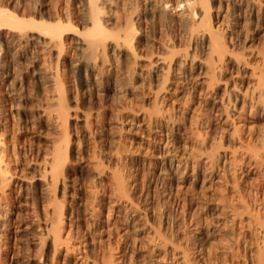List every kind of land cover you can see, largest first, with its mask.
I'll return each mask as SVG.
<instances>
[{
	"label": "rangeland",
	"instance_id": "rangeland-1",
	"mask_svg": "<svg viewBox=\"0 0 264 264\" xmlns=\"http://www.w3.org/2000/svg\"><path fill=\"white\" fill-rule=\"evenodd\" d=\"M38 1H39V3H38ZM69 1L70 0H68V1L67 0H50V1L49 0H17V1L13 0V2L10 3L11 5H9V8L11 10H13L14 8H16V6L19 7V5H20V14H21V12L23 13V10L30 11L31 8L34 9V10H32V12L40 10V12H42V14L44 16H46L45 18L47 19L48 15L50 16V14H53L55 12L56 4L57 5H59V4L68 5ZM136 1L139 4L136 3ZM149 1L148 0H139V1L138 0H108V1L105 0V2H106L105 5H107L106 7L109 6L108 8L110 9V10L108 9L106 11L107 12L109 11V13L112 14V16L114 18V22L110 25L111 28L115 32H118V30H120V29H124L125 24L128 23L129 19L132 17V19H134V22H135V27L138 26L137 30L139 32H141L142 34H146L147 31L149 32L148 35L150 38H147L148 35L146 34L147 36H145V37L147 38V40L145 42H143V44L141 45L142 49H143L141 52L145 51V54L143 52L142 54L140 53V55H143L142 58L145 57L147 59H149V55H151V54H153V55H152V58L150 61H148V60L146 61L145 58H144L145 59V61H144L142 58L139 57L138 60H140V61L137 60V63H136L137 67L134 68L135 66L131 67L134 62L133 63L131 62L130 64H132V65L130 66V64L128 63V60H126L127 58H125L126 54L123 53V56H121L122 54H119V52H117V51L112 54L111 51L112 52H114V51L111 50L110 51V57L113 59V60L111 59V63H113V64L111 65V63H110V65L109 64L106 65V69H108V71L104 74V76L103 77L99 76V78L97 76V81L95 78H92L89 82L90 87L89 88L87 87L88 89L85 88L83 91L85 94L84 98L86 96L87 97L83 100L81 108L83 110H85L84 111L85 114H87V115L91 114V116L93 115L92 117L90 116L91 118L89 117V119H91L90 124H89V128H90L89 132H91L93 135L91 136L92 138H90V140H89L90 142H88V140L86 141V139H85V140H83L84 142L82 141L83 143L77 142L76 146L74 144V147L76 149H78L77 148L78 143L80 144L79 150L81 151V153L78 150L79 151L78 159L80 161V164L83 166V168L85 167V165L87 166V164H88V166H87L88 169L87 168L86 169L85 168L84 169H72V170L69 169V173L67 175L68 176V179H67V182H68L67 183V190L68 191L66 190V192H67L66 197L69 195L70 196L68 197V199H66L69 201H66V204H65L66 209L65 210H68V213H70V214H68L67 211H64L66 213V215H64V217L66 219V220H64V223H65L64 233H65V238H66L68 232H70V234H69L70 240L67 242V246H64L62 248V256L60 257L61 261L59 260V262H61V264H92V260L94 257L102 259V256H105V257H107L108 261L110 260V262H112V264H257L258 263L257 260L259 259V252H258L259 250L258 249L261 245L260 242H262V239H261V235L258 231V228L255 227L256 225L253 224L252 222H250V218L248 216H245V215H243V217L237 216L235 218V220H233L234 223L231 222L232 220L230 219V217H231L230 214H228L227 216L224 215V213L222 211H224L225 208L223 207V204L221 202L219 203L218 200L215 201L216 197L212 196L213 189H206V190L203 189L202 190V188H201L203 185V183H202L203 177H204V175H206V173H205L206 169L194 170V168L192 166H190L187 169L179 168V170H178L176 163H175V160H172V159H175V152L184 153L185 151H188L189 149H198V145L200 144L202 137H200L201 136L200 133H198L196 131V125L194 126L193 124L195 123L194 122L195 117H196L195 120H198L196 115H199V113L197 112L196 108H197L200 100L202 103L201 109H202L203 114H205V112L207 111L209 113L206 112V116H208V117L210 116L209 114H210L211 110H206L207 109L206 105H205V103L203 104V102H206V101L203 97H202L203 99H201L200 96L197 97L198 96V95H196L197 93L196 94L193 93L195 95L191 94L192 95L191 96L190 94L187 93V92H189L188 90H187V92L185 90L184 93H186V94H183V95H181L182 93H180V90H179V92H177L178 88H181V87H185V89H186V87H189L188 89H190V87L192 86L193 89L196 88L195 91L197 89H198L197 91H199L200 87L202 90V88H203L202 85H204V88H205V84L207 81L206 79L208 77L207 70H206L207 66H208V60H209L208 59L206 61V59L208 58V55H207L208 54V49H207L208 47H206L207 45L205 43V40L203 39L202 35H200V33L202 34V32H197L198 35H200L201 37L200 36L197 37L196 36L197 33H194V35L197 38H196L195 42L192 43L191 46H189L190 44H188V41H186L187 43H184L185 40H189L188 38L191 37V36L190 37L188 36L191 33V29L189 30L187 27H185V24L183 23V21L180 20L181 18L179 19L180 11L171 12V11H167V9H166V11L170 17L168 16V14L166 12L165 13L167 14L166 15L167 17L163 16V15H165L164 13H162L164 8H166L165 3L167 4V2L170 1V2H172V4L175 7L176 6L175 4L178 3L177 0H167V1L166 0H152V1L149 0ZM210 1H211L210 7L212 10L211 11V14H212L211 19H212V21L214 20L213 23L214 22L218 23V24L216 23V25H215L216 28H219L220 30L222 28L223 29L222 31L227 32V33L226 32L225 33L228 36L225 38H227L229 40L228 37H229V35H231V32L233 29H235L234 32L238 31V30L241 32L240 33V38H241L240 40L241 41L239 40L237 42V44H239L241 46V48H240V46H238V48H236V50L234 51L235 52L234 56L235 55L237 56V54H238L239 57L240 56L242 57V55H246V54H248V52L250 53L252 51L255 53H261L262 50L264 49V17H263L264 13H262V12H264V3H262V2H264V0L263 1L261 0V4H260L261 9H262L261 16L262 15L263 16L259 17V19H257L258 16L256 13L255 14L257 17L255 16V14L254 15L250 14L249 9L247 10L248 12L245 11L247 9L246 7L249 6L248 4H250V6H254V3L252 2L253 3V5H252L250 0L247 1L248 2L247 5H245L247 3L246 1H243L244 3L243 2H239V3L237 2L236 3L232 0H226L227 2L225 0H219V1L218 0H210ZM15 2L16 3L19 2V3L17 5H14V4H16ZM64 2H65V4H64ZM76 2H77L76 0H72V2H70L71 5H68V6L69 7L71 6L73 9L79 8L78 7L79 4H78V2L77 3ZM52 4H54L53 5L54 7L52 6ZM123 4H124V6H123ZM236 4H238V5H236ZM32 5H33V7H32ZM111 5H113V6L111 7ZM137 5L139 7H137ZM34 6H35V8H34ZM127 6H129V7H127ZM157 6H158V8H157ZM217 6H219V7H217ZM231 6H235L234 7L235 10H233ZM145 7H146V9H145ZM134 8H136V9H134ZM180 8H183V7H180ZM229 8H231V10ZM161 9H163V10L161 11ZM119 10H121V11H119ZM126 10H128V11H126ZM136 10L138 11V13L135 12ZM114 11H115V13L117 12L116 15L119 14V16H116ZM154 11H155V14L153 13ZM234 11H235V13L237 12V14H234ZM126 12L128 15L126 14ZM128 12H130V13H128ZM240 13H241L240 17H242V18L237 17V15ZM129 14H131V15H129ZM177 14H179V17ZM225 14H226V16H225ZM150 15H152L153 18H155V19H153L152 16H150ZM244 15H245V17H244ZM120 16H122L124 19ZM176 16L178 17V19ZM117 17H118L119 21H117V23H116L115 19ZM119 17H120V19H119ZM158 17H160V18H158ZM163 17H164V19H163ZM216 17H217V21H216ZM136 18H138V19H136ZM170 18H171V20H170ZM160 19H161V23H160ZM126 20H127V22H126ZM173 20H175V21H173ZM235 20L238 21L240 25L235 26L234 25V23L236 22ZM116 24H118L119 26ZM175 24H176V26H175ZM246 24H248V25H246ZM165 25H168V26H165ZM217 25L218 26L220 25L221 28H220V26L217 27ZM238 26H239V28H237ZM149 27H151V28H149ZM161 27H163V29ZM174 27H175V29H174ZM145 28L147 29V31L145 30ZM185 28H187V29L184 30ZM178 29L183 30V32L181 30L179 31ZM242 30H243V32H242ZM169 32H171V33H169ZM182 33H184V34H182ZM234 34L238 35V33H236V32ZM244 35H247V36H244ZM71 37H73V36H71ZM198 38H199V42H198ZM158 39H159V41H158ZM169 39H170V41H169ZM179 39H180V41H179ZM148 40H149V43H148ZM245 40H246V44H244L245 42H243ZM110 42H112V41H110ZM202 42L205 45H203ZM234 42H236V41H234ZM239 42H241V43H239ZM146 43H147V45H146ZM189 43H190V41H189ZM31 44H30L31 48L29 47V52H30L29 57H32V59H30V62H27L25 59H21L20 60L21 65L17 66L20 70L18 68H16L15 74L16 73H18V74H16V75L13 74L12 77L14 78L15 82L17 83L16 86H17V89L19 92L18 96H17L18 99H16V103H18V105L21 106V108L23 107V111L26 108L24 113H27V115H29V116L34 115V117H35V118L33 117L34 119L32 118V120L30 119V121L28 122L29 124L27 123L28 128H30L34 124H36V126L34 125V128L36 129V131L32 130V133L30 131L28 133V138H30L31 142L35 145L36 148L40 147L39 148V151H40L39 156H41V157H39V161L41 162V164H45V163H47L48 160L50 161L52 159L51 154L53 152V148H54L55 144L59 143L58 139H60L59 137L61 135V130H60V128H58V126H56L57 123L55 122V120L53 118L54 115L52 117V112H53L52 110L53 109H50V106L52 105V99H53V96L55 95V92L53 90L54 89V81L51 77V72L48 70L49 68L46 67V66H48V63L46 62L47 58L45 57L46 46L43 43L42 44L39 43L38 41H32ZM73 44H72L73 49H72L70 55L67 57V63L70 64L71 61L77 62L80 59L81 60L85 59L83 61H86V57L83 58L84 55L82 54V52L80 50H76L75 49L76 44L75 45H73ZM169 44L172 48L174 47L173 48L174 51H173V53L171 51V53L173 56L172 57L173 64L175 62L176 63L174 65L171 64L173 67L172 68L173 70L170 71L169 80L167 81V83L165 85L166 89L161 90L160 96L158 95V98H156L155 97V94H156L155 90L157 91L158 88L162 86V79H163V74L159 69L161 66H162V68L167 66L168 65L167 62L169 60L168 58L171 57V53H169L170 50L167 51L168 49H164V47H168ZM171 47L169 49H172ZM148 48H149V51L147 50ZM152 48H154V49L151 50ZM184 48L187 50L189 49V50L188 51L186 50V53H185V50L181 51ZM259 49H260V52H258ZM250 50H252V51H250ZM35 51H36V53L34 54ZM182 52H183V54H181ZM117 53H118V55H117ZM184 53L186 56L189 55L187 57V59L184 56ZM202 53H204V54H202ZM158 54L160 57H164V59H166V58L168 59L167 62L165 61L166 63L165 62L162 63L163 65H161V60H160V57H158ZM194 55H198V56L196 57ZM192 56L195 57V59ZM237 57H235V58H237ZM190 60H193V61H190ZM198 60H200V61L198 62ZM233 60H234V57H233ZM10 61H11V59L9 60V62ZM170 61L171 60H169V62ZM76 62H74V63H76ZM123 62H124V64H122ZM149 62L151 63L150 66H149V64H150ZM180 62L182 63L183 66L181 65ZM256 62L257 61H255L254 63H256ZM114 63L117 65H115ZM125 63H128V64H126V66H129L132 70L135 69V70H133V71H135L134 73H136V74H133L134 77L129 78V76L131 77V75H128V71H129V74H131L132 70L131 69L129 70V68L125 66ZM184 63H186V64H184ZM203 63L204 64L206 63L207 66H206V64L203 65ZM254 63H253V66L256 65ZM14 65H15V63H13V62H11L9 64V66L7 65V63L5 65L0 64V91L4 89L2 91L3 92L2 95L6 99H9V97H10V95L7 94L5 89H6V86L9 85L10 81L13 80V78H11L10 75L12 74V70L14 71V68H15ZM152 65H154V66L151 69L150 67ZM176 65H177L178 69L176 68ZM180 65L183 68L180 67L181 69L179 70ZM116 66H117V68H115ZM120 66L121 67L123 66L122 68H124V69L120 68ZM158 67H159V69H158ZM244 67L245 66H243V68ZM114 68L116 69L117 73H116ZM184 68H185V70L186 69L187 70L186 71L183 70ZM28 69L29 70L32 69V71H33V69H35L34 70L36 72V74L34 72L35 79H39L41 77V79H39V80H41L40 81L41 85H39L40 82H38L39 84H37L34 91H31V92L29 90L30 87H29V84L27 82L23 83V85L21 86V84H22L21 79L25 76V73H26V71H28ZM109 69H110V72H109ZM117 69H119V70H117ZM121 69L124 72H125V69L128 70L127 72H125L127 77L124 75L125 73H123V71ZM17 70H18V72H17ZM252 70L253 69L250 70V67L244 68L242 70L240 68L241 74H238L237 76H235V77H237L236 79L234 77L233 78L228 77V76H230V75H228V74H230V72L225 71L227 75L224 72L225 77L223 74L222 78L224 80H227L230 78L229 80H232L233 82H235L239 78L236 81L237 85L238 84L241 85V82H243L245 87H243L244 88L243 89V88H241V86H239L240 88L238 87V89L235 90V93L237 92L236 93L237 95L242 93L239 95V97H241V95H243L244 92L248 90L247 92L249 93L248 94L249 96H247V97L250 98L252 96L251 92L252 91L254 92V90L258 87L256 82L259 80V78H258L259 74L257 73L256 76L258 79H256L255 76H252L254 74L252 72ZM45 71H46V73L48 71L49 72L46 74ZM112 71H114V72H112ZM120 71H121V73H120ZM174 71H175V73H174ZM179 71L182 73H179ZM205 71H206V73H205ZM184 72L187 73L188 76L190 75V78L193 79V80L190 79V81L188 79V81H186L188 83L186 85H188V86L185 85V77H184L185 74H184ZM181 74H183V75H181ZM19 75L20 76L22 75V76L20 77ZM38 75H39V77H38ZM204 75H206V77ZM241 75H242V77H240ZM243 75H244V77H243ZM15 77H16V79H15ZM252 77H254V78H252ZM42 78H44L45 80H43ZM121 78H122V80H121ZM250 78H251V80H250ZM116 79L119 80L121 83L119 81H116ZM240 79H242L243 81ZM42 80H43V82H42ZM125 80L127 81V83L123 82ZM178 80L180 82H178ZM182 80H183L184 86L181 84ZM114 81H115V83L118 82L120 84V86L118 83L115 84ZM238 81H239V83H238ZM71 83H72L71 86L74 88H73V92H71V94H70V98L72 100V105L75 106V103L77 102V100L79 99V96H80V95L78 96V93H77V89L79 87V84H78V80H76L75 78L72 79ZM122 83L123 84L126 83L125 86L122 85ZM201 83H203V84H201ZM230 83H232V82H230ZM177 84L178 85L181 84L182 86L180 85L181 86L180 87ZM98 85H99V87H98ZM116 85H118V86H116ZM193 85H195V86H193ZM247 85H249V89L251 90V92L249 89L246 90ZM139 86H141V87H139ZM176 86H177V89H176ZM221 86L223 87V88L221 87V92H222V90H224V85L221 84ZM46 88H47V91H46ZM117 89H119V90H117ZM139 89H142V91ZM96 90H97V92H96ZM241 90L243 92H240ZM96 93H98V94H96ZM121 95H123L124 97ZM139 95H141V96H139ZM90 96H93V97H90ZM119 96H121V97L119 98ZM160 97H161V99H160ZM144 98H145V100H144ZM50 99H51V101H50ZM250 100L251 99L246 100L248 102V104H250V102L252 101V100L251 101ZM111 104H112L113 108L111 107ZM37 105H38V108H37ZM116 105H117V108H116ZM241 105L242 104H239V107ZM194 107H195V109H194ZM7 108L10 110V111L8 110L7 114H11V111L14 110V109H10L9 106ZM43 108L45 110L48 109L51 111L46 110V113L45 112L43 113V111H44ZM193 109L196 111H194ZM41 112H42V114H41ZM48 112L49 113L51 112V118H53V119H51L49 117L50 114ZM173 112H174V114H173ZM119 113H121L122 115ZM154 113H156V115ZM192 113H194V114H192ZM232 113L235 114V112H233V111H232ZM37 114L39 115V119H38L39 121L37 120V118H38ZM44 114H46L49 118ZM98 114H100L101 116L100 115L98 116ZM149 114H151L152 116ZM201 115L202 114H200V117L203 118V124L205 123V121H206L205 124H207V127L210 124V126L208 128L211 130V132L214 133L213 136L214 137L217 136V138H218L221 134V127H220L221 125H220L219 121H216L215 119H214V121H213V119L208 120V118H205V115H202V116ZM40 116H42V117H40ZM190 117H192L191 121H190ZM110 118L112 120H110ZM11 119H12L11 121H13V123L15 124L16 118L15 119L11 118ZM121 119H123V121ZM150 120H152V121H150ZM11 121L9 124V126H10L9 130L10 131L7 133L8 135H6V140L8 139L7 142H9L11 140V136H12V134L14 132V128H15ZM148 121H150V123L152 122L151 126H149L150 123ZM207 121H208V123H207ZM82 122L83 121L81 119L79 121L80 125L78 127L82 131L83 135H87L88 131H85L86 129L84 130V128L81 127L84 124V122L83 123ZM190 122H192V124ZM243 122L245 124L244 125L245 128L242 127L243 129L242 128L241 129H242V131L245 129V131H243L244 134H242V136L245 135V133H246L245 137L250 135L251 137L250 138L247 137V138L250 140V143L252 146L251 148L256 152L261 153L262 149H261L260 143L258 141L259 139H257V143H256L255 137L260 135L261 134L260 132L264 131V108H261L259 114L255 115L254 117L249 116V117H247V120L239 122L240 126H241V124H243ZM38 123H40V125ZM53 123H55V124L53 125ZM252 125H254V127ZM12 126L14 128H12ZM37 126H38V129L36 128ZM148 126H149V128H148ZM171 128H173V129H171ZM202 128H203V130L208 129V128H206V125H204ZM217 129H218V131H217ZM253 130L256 133L258 131V133H260V134L257 133L258 134L257 135L255 132H253ZM192 131H194L195 133L197 132L196 135H194L195 133L194 132L192 133ZM94 133L96 135H94ZM252 133H255V134H252ZM262 133L264 134V132H262ZM245 137L243 136V138L246 139V143H249V142H247L248 139ZM55 140L58 143L54 142ZM118 141H119V144H118ZM95 142H96V144H94ZM167 142H169V143L166 144ZM36 145H38L39 147ZM94 145H96V148ZM185 146H187L186 149H184ZM176 148H177V150H176ZM168 152H169V154H168ZM94 153H95V156L97 157L98 162L102 163V161H103V164H102L103 166L100 167L101 164L99 165L100 169L95 168L96 167L95 164L98 162H96V160L93 159ZM244 153L245 152H242L239 155L240 156L239 158L242 162H248V156L245 155L246 153L245 154ZM171 160L174 162H172ZM204 167H206V165ZM92 168H93V170H92ZM101 169L102 170L105 169L104 172H102ZM42 170H44V169H41V170H39V169H25V170L24 169L23 170L22 169H16L15 170L16 172L14 171V175L16 173V176H14L15 178H13V180L15 182L12 180V183H11L12 185H10V189L8 188V191H7V193L10 194V197L8 196V198H7L9 203L8 204L4 203L5 201L4 202L2 201L3 202L2 204L0 203V206L2 205L0 207V219H1L0 226L3 222H8L12 226L11 227L10 225H8L7 227L8 228L10 227V228L9 229L5 228V230H7V229L9 230V231L7 230L8 235H9V237L7 239H4L5 235H3V234H7V231H3L0 228V230H1L0 233L2 234V238L4 239L3 240L1 238L2 241H4L1 243V245H3V243L7 242L6 245L4 244L5 248L3 247V249H8L11 247L13 248L12 245L13 244L15 245V243H17V241L19 242L16 244L17 246H15V247H17L19 249L18 253H20L19 256H21V257L18 256L17 259H14V261L16 260L17 263H19V264L20 263L21 264H26V263H28V264H30V263L31 264H36V263L41 264L40 262L38 263V259H33V256H32V255H34L33 253H31L32 257L29 254L30 251L28 248H31L32 250L35 248L33 245L35 241H34V239L32 240V238H33L31 235L32 233H29L31 235V236H29V234L22 233V230L25 228V227H23L25 224H29L32 221V219H34L33 217H32V219L30 218L33 215H31L32 212H31V214L29 212V211H32L33 207L30 208L29 206H31V204H33L34 199L32 197H30L31 193L28 192L25 188L28 184L30 185V183L31 184L33 183L32 186L37 185L41 189L42 182H40V180L42 178L40 179V177H41V174L43 173V172H41ZM116 170L118 171L117 174H119L118 177L121 176V179L124 177V179L121 180V182L123 184L125 183V185H131V184L135 185V183H137L136 186L133 188V191H131V198H132L131 201H127L126 199L123 201H118V200H120V198H119L120 192H119V183H118L119 181L116 180V178H114V173L116 172ZM119 170L121 171V173ZM248 170H250V169H241L240 171L238 170L237 176L242 177L241 173L246 172ZM21 172H22V174H21ZM99 172L100 173L102 172V173L100 174ZM30 175L31 176L37 175V177L34 176V178H36V179H33L34 181H31V179L33 177L31 178ZM98 175H99V177H98ZM28 177L31 179L28 180ZM16 179L17 180L19 179V180L17 181ZM134 180H135V182H134ZM245 180H246V178H244L243 180L240 181L242 188L244 187L245 190L251 189L250 184L245 183ZM23 181H25V183ZM111 185H113V186H111ZM115 189H117V190H115ZM19 190H20V193H17V192H19ZM263 190H264V188H263ZM116 191H117V194H119V195H115ZM43 192H44V186H43ZM68 193H69V195H68ZM145 196L146 197L149 196V197L146 198ZM70 197H72V198H70ZM218 197L219 196H217V198ZM37 202H35V203H37ZM39 203L40 204L37 203V207H38L37 211L40 214L42 212L43 213L42 215H44V212H43L44 210L46 212L51 211L52 208L50 209L51 206H49L48 203L43 202V201L39 202ZM47 204L49 207L47 206ZM2 209H4V210H2ZM225 211H227V210L225 209ZM67 214L70 215L69 216L70 220L68 218H66V217H68ZM26 216H27V218H26ZM28 216L31 220L30 222H29ZM21 220L24 223H22ZM19 221L21 222V224ZM249 223H250V225H249ZM255 229H256V231H255ZM28 232H30V231H28ZM196 232H199V234H196ZM14 236H17L18 239H20V240L17 239L16 241H14L12 239V237H14ZM23 236H25V237L21 238ZM27 237L28 238L30 237V238L28 239ZM89 237H92L93 241ZM26 238L30 242L25 241L24 239H26ZM8 239H9V241H8ZM22 241H24L25 243ZM32 241H34V242H32ZM13 242H15V243H13ZM26 243H28L29 245ZM30 243H31V245H30ZM165 244H167V245L165 246ZM19 245H20V247H18ZM26 246H27L28 250L27 249L24 250L25 248H23V247H26ZM15 247L13 249H15ZM17 248H16V251H18ZM20 248L21 249L23 248L22 249L23 253H21L22 251L20 250ZM66 249L67 250L70 249V250H68V252H66L65 251ZM32 250H31V252H32ZM26 251L27 252L29 251L28 255L26 254L27 253ZM107 253H109V254H107ZM184 254H186V256H183ZM96 255H98V256H96ZM29 256L31 257V259ZM65 256H67V257H65ZM63 258H65L66 260ZM112 258H114V259H112ZM182 258H184V259H182ZM111 260H113V261H111ZM22 261H24V262H22ZM33 262H35V263H33ZM59 262H57V264H60Z\"/></svg>",
	"mask_w": 264,
	"mask_h": 264
},
{
	"label": "bare ground",
	"instance_id": "bare-ground-1",
	"mask_svg": "<svg viewBox=\"0 0 264 264\" xmlns=\"http://www.w3.org/2000/svg\"><path fill=\"white\" fill-rule=\"evenodd\" d=\"M76 1L79 4L78 5L79 8H76V9H73L71 6L70 7L68 6V5H71L70 2H72V0L69 1L68 5H61V4L57 5L56 4L55 12L54 13L52 12L53 14H50V16L48 15V17L46 19L45 18L46 16H44L42 14V12H40V10L32 12V10H34V9L31 8L30 11L23 10V13L21 12V14H20V5H19V7L16 6V8H14L13 10H11L9 8V5H11L10 3L13 2V0H0V64L5 65L7 63V65L9 66V64L11 62L15 63L14 71L12 70V74L10 73L11 74L10 77L13 78L12 75L15 74L16 68H18L17 66L21 65V62H20L21 59H25L27 62H30V59H32V57H29V55H30L29 54L30 53L29 52V47L31 48L30 44L32 43V41H38L39 43H41V44L43 43L46 46L45 57L47 58L46 62L48 63V66H46V67L49 68L48 70L51 72V77H52V79L54 81V89L53 90L55 92V95L53 96L52 105L50 106V109H53L52 110L53 111L52 112V117L54 115L53 118H54L55 122L58 124V125L56 124V126H58V128H60V130H61V135L59 137L60 139H58L59 143L56 142V140L54 141V142H56L58 144H55V146L53 148V152L51 154L52 159L50 161L48 160L47 163H45V164H41V162L39 161V157H41V156H39L40 155V153H39L40 152L39 151L40 147L38 146L39 144L36 145L39 148H36L35 145L31 142L30 138H28V133L30 131H31V133H32V130L36 131V129L34 128V125L36 126V124H34L35 122L33 123L34 125L32 127H30V128L27 127L28 124H29L28 122L30 121V119L32 120L34 115H31V116L27 115V113H24L26 108L23 111V107L21 108V106H19L18 103H16V99H18L17 96H18L19 92H18V89H17V86H16L17 83L15 82L14 78H13L12 81H10V83L8 82L9 85L6 86V89H5L7 94L10 95L9 99H6L2 95V93H3L2 91L4 89L0 91V201H1L0 203L2 204L4 201H5L4 203H7V204L9 203L7 198H8V196L10 197V194H8L7 191H8V188L10 189V185H12L11 183H12L13 178H15L14 176H16V173L14 175V171L16 169H22V170L23 169L24 170L25 169H39V170L44 169V170L41 171L43 173L41 174V177H40V179L42 178L40 180V182H42L41 189L37 185L36 186L35 185L32 186L33 183L32 184L30 183V185L28 184L26 186V188L24 187L28 192L31 193L30 197H32L34 199L33 204H31V206H29L30 208L33 207L32 211H29V212H30V214L32 212L31 215H33V216L30 215L31 216L30 218L32 219V217H33L34 219H32V221H31L29 216H28L29 222L30 221L31 222L30 223L28 222L29 224H25L23 226L25 228L22 230V233H25V234L32 233L31 234L32 237H33L32 240L34 239V241H35V242L32 241V242H34V244L33 243L32 244L34 245V247H35L34 249L35 250L34 249L32 250L31 248H28L29 251H30V252L29 251L28 252H29L30 256H31V253H33L34 254V255H32L33 259H38V263L40 262L41 264H57V262H59V260H60V257L62 256V248L64 246H67V242L70 240L69 239L70 232H68L66 238H65V233H64V225H65L64 220H66L65 217H64V215H66V213L64 211H67V213H68V210H65L66 209L65 208V206H66L65 204H66V201H69V200H66V199H68V197L70 196L69 193H68L69 196L66 197V193H67L66 190H67V183H68L67 182V179H68L67 175L69 173V169H71V170L72 169H84V168L88 169V167H87L88 164H87V166L85 165V167L83 168V166L80 164V161L78 159V155H79V151H80L79 150V147H80L79 143H81L85 139H86V141L88 140V142H90L89 140H90V138H92L91 136L93 135L91 132H89V129H90L89 128V124H90V120H91V119H89V117L91 116V114H89V115L85 114L84 113L85 110H83L81 108L83 100L87 97L86 96L84 98L85 94H84L83 91H84L85 88H87V87L89 88L90 87L89 86V82H90V80L92 78H95L96 81H97V76H98V78H99V76L103 77L104 74L108 71V69H106V65H108V64L110 65V63H111V59H112L110 57V51L111 50L114 51V52L111 51L112 54L115 53L116 51L119 52V54H122L121 56H123V53L126 54L125 58H127L126 60H128V63L130 64L131 62L132 63L134 62L133 65L130 64V66L132 65L131 67L135 66L134 68H136L137 67L136 63H137L138 58L139 57L142 58V56H143V55H140V53L142 54L144 52V54H145V51L141 52L143 50L141 45L143 44V42H145L147 40V38H150L149 35H148L149 32L147 31L146 28H145V30L147 31L146 34L148 36L146 34H142L141 32H139L137 30L138 26L135 27V22H134V19H132V17L130 19L128 18L129 22L125 24L124 29H120V30H118V32H115L110 26L114 22V18L112 16V14L109 13V11L108 12L106 11V10L109 9L108 8L109 6L106 7L107 5H105V3H106L105 0H76ZM177 1H178V3L175 4L176 5L175 7L172 4V2H170V1H168L167 4L165 3V7L166 8H164V10L161 9V11L163 10L162 13H164L165 15H163V14L162 15L165 17L168 14L167 11H171V12L180 11V17H179V14H177L179 19L181 18L180 20L183 21V23L185 24V27H187L189 30L191 29V33H190V35H188L189 37L190 36L191 37L188 38L189 40H185V42L184 41L183 42L187 43L186 41H188V44H190L189 46H191L192 43L195 42L196 38L199 37L200 35H202V37L205 40V43L207 45L206 47H208L207 48L208 49V54H207L208 58L207 59L205 58V59H206V61L209 59L208 60V66L206 64L207 62L205 63L206 66H207L206 70H207V75H208V77L206 79L207 81H206V84H205V88H204V85H202L203 88L201 90V87H200L199 91H197L198 89L195 91L196 88L193 89L192 86L190 87V89H188L189 87H186V89H185V87H181L184 84L183 80H182V82H181L182 85L180 84L181 86L177 84L178 86L181 87V88H178L177 92H179V90H180V93H182L181 95L186 94V93H184L185 90H186V92L188 90L189 92H187V93L190 94V95L193 94V93H195V94L197 93L196 94V95H198L197 97L200 96L201 99H203V98L205 99L206 102H203V101L202 102H203V104L205 103L206 108H207L206 110H211V111H210V114H209L210 116L209 117L206 116V112L207 111L205 112V114H203L202 109H201L202 103H201V100H200V102L198 103V106L196 108L197 112L199 113V115H196L198 120H195L196 119V117H195V119H194L195 123L193 124L194 126L196 125V131L198 133H200V135H201L200 137H202L201 138L202 140H201L200 144L198 145V149H189L188 151H185L184 153L175 152V159H172V160H175V163H176V166H177L178 170H179V168L187 169L190 166H192L194 168V170H196V169H206L205 170L206 175L203 174L204 175L203 182H202L203 185H202L201 188H202V190L203 189H205V190L206 189H213L214 192L212 191V193H213L212 196L216 197L215 201L218 200L219 203L221 202L223 204V207L227 211H225V209H224V211H222V212L224 213L225 216H227L228 214L231 215V217H230V219L232 220L231 222H233V220H235V218L237 216H242L243 217V215H245V216H248L250 218V222H252L253 224L256 225L255 227L258 228V231H259V233L261 235V239H262V242H260L261 245H260V247L258 249L259 251L257 250L259 252V259H258L259 261L257 260V262L259 264H264V190H263V188H264V134L262 133L264 131L260 132L261 134L258 133V131H257V133L260 134V135H258L253 130V132H255L258 135L257 137H255L256 138L255 139L256 143H257V139H259L258 141H259L261 149H262V152L258 153V152L254 151L251 148L252 146H251L250 140L247 138V137L250 138L251 136L249 135V136L245 137V135H246V133H245V135H243V136L245 138H247L248 139L247 142H249V143H246V139H244L243 136H242V134H244L243 131H245V129L242 131V129H243L242 127H244L245 124L243 122V124H241V126H240V123H239V122H242L244 120H247V117H249V116H253L254 117L255 115L259 114L261 108H264V54H263L264 53V51H263L264 49L263 50L261 49L262 50V52H261L262 54L261 53H255L252 50H250L253 53L252 52H250V53L248 52V54L245 53L247 56L246 55H242V57L241 56L239 57L238 54H237L238 57L236 55L234 56V53H235L234 51L236 50V48H238V46H240L239 44H237V42L241 39L240 38V33L241 32L239 30L235 31L236 33H238V35L237 34L235 35L234 34L235 33L234 32L235 29H233V30L231 29L232 32H231V35H229V37H228L229 40L227 38H225V37L228 36L226 34L227 32L226 31H222L223 29L221 28V26H220L221 24L220 23H219L220 24L219 26H220L221 30L219 28H216L215 25H216L217 22H214L215 23L214 24L213 23L214 20L212 21V19H211L212 18L211 17V15H212L211 11L212 10H211V7H210V2H211L210 0H177ZM232 1H234L236 3L237 2L239 3V2H243V1L247 2L249 0H232ZM250 1H251V3L252 2L254 3V6H250V4H248V2H247L245 5L248 4L249 8L246 7L247 9L245 11L248 12L247 10L249 9L250 14L254 15L256 13L257 16H258L257 19H259V17L263 16V15L261 16V14L264 13V12L261 13V11H262L261 5H260L261 4V0H250ZM18 3L14 4V5H17ZM38 3H39V1H38ZM136 3H138V2L136 1ZM253 3H252V5H253ZM262 3H264V2H262ZM64 4H65V2H64ZM53 5L54 4H52V6ZM236 5H238V4H236ZM112 6L113 5H111V7ZM123 6H124V4H123ZM32 7H33V5H32ZM127 7H129V6H127ZM137 7H139V6L137 5ZM180 7H183V8H180ZM217 7H219V6H217ZM231 7H232L233 10H235V8H234L235 6H231ZM34 8H35V6H34ZM136 8H134V9H136ZM157 8H158V6H157ZM145 9H146V7H145ZM166 9H167V11H166ZM229 9L231 10V8H229ZM119 11H121V10H119ZM126 11H128V10H126ZM117 12L115 13V11H114L115 15L117 14ZM135 12L138 13L137 10ZM128 13H130V12H128ZM153 13L155 14V11ZM126 14H127V12H126ZM234 14H237V12L235 13V11H234ZM256 14H255V16H256ZM129 15H131V14H129ZM240 15H241V13L238 14L237 17L242 18V17H240ZM116 16H119V14L116 15ZM150 16H152V15H150ZM168 16H169V14H168ZM225 16H226V14H225ZM120 17H122V16H120ZM120 17H119V19H120ZM164 17H163V19H164ZM178 17H177V19H178ZM244 17H245V15H244ZM152 18H153V16H152ZM158 18H160V17H158ZM116 19H115V22L117 23V21H119L118 17ZM136 19H138V18H136ZM153 19H155V18H153ZM127 20H126V22H127ZM170 20H171V18H170ZM173 21H175V20H173ZM216 21H217V17H216ZM160 23H161V19H160ZM116 25H118V24H116ZM234 25L236 26V25H240V24H239L238 21H236L234 23ZM246 25H248V24H246ZM165 26H168V25H165ZM175 26H176V24H175ZM219 26L217 25V27H219ZM149 28H151V27H149ZM161 28L163 29V27H161ZM187 28H185L184 30H186ZM237 28H239V26ZM174 29H175V27H174ZM181 31L183 32V30H181ZM197 32H202V34L200 33V35H198ZM242 32H243V30H242ZM169 33H171V32H169ZM194 33H197L196 34L197 37L194 35ZM182 34H184V33H182ZM247 35H244V36H247ZM71 36H73V37H71ZM145 36H147V38ZM246 40L243 41V42H245L244 44H246ZM110 41H112V42H110ZM158 41H159V39H158ZM169 41H170V39H169ZM179 41H180V39H179ZM189 41H190V43H189ZM234 41H236V42H234ZM198 42H199V38H198ZM148 43H149V40H148ZM239 43H241V42H239ZM72 44L73 45L76 44V47L74 46L75 49L76 50H80L82 52V54L84 55L83 58L86 57V61H83L85 59H83V60H81V59L78 60L77 59L78 60L77 62L74 61L76 63H74L73 61H71L70 64L67 63V57L70 55V53H71V51L73 49L72 48L73 47ZM146 45H147V43H146ZM203 45H205V44L203 43ZM169 46H170V44H169ZM168 47H164V49H168L167 51L170 50L169 53H171V51L173 53V51H174L173 48L174 47L172 48L170 46L173 50L169 49L170 47L169 48ZM240 48H241V46H240ZM153 49L154 48H152L151 50H153ZM147 50L149 51V48ZM184 50H185V53H186L187 49H185V48L183 50H181V51H184ZM258 52H260V49H259ZM35 53H36V51L34 52V54ZM172 53H171V57L168 58L169 60H171L170 62H169V60L167 58L164 59V57H160L159 54H158V57H160V60H161V65H163L162 63H164L165 61L167 62V60H168V62H167L168 65L165 66L164 68H162V66H161L160 69L158 67V69L163 74V79H162V86L159 87V88L157 87L158 88L157 91L155 90V93H156L155 97L156 98H158V95L160 96V91L161 90H165L166 89L165 85H166L167 81L169 80L170 71L173 70L172 69L173 67L171 65V64H173ZM185 53H184V56L187 59V57L189 55L186 56ZM181 54H183V52ZM202 54H204V53H202ZM117 55H118V53H117ZM152 55L153 54L149 55V59H147L145 57L144 58L146 59V61L147 60L150 61L151 58H152ZM194 56L197 57L198 55H194ZM233 57H234V60H233ZM235 57H237V58H235ZM144 58H142V59L145 61ZM193 58L195 59V57H193ZM10 59H11V61L9 62ZM193 60H190V61H193ZM138 61H140V60H138ZM199 61L200 60H198V62ZM255 61H257V62L254 63ZM124 62L122 64H124ZM128 63H125V66ZM253 63L256 64V65L253 66ZM112 64L113 63H111V65ZM184 64H186V63H184ZM205 64L203 63V65H205ZM115 65H117V64H115ZM150 65H151V63L149 64V66ZM181 65H182V63H181ZM181 65L179 66V70L181 68H183V67H181ZM153 66L154 65H152L150 68L152 69ZM243 66H245L244 68H249L250 67V70L253 69L252 72L255 75L252 73L253 74L252 76H255L256 79L259 78L258 81L256 80L257 81L256 83H257L258 87L254 90V92L253 91L251 92V90L249 89V85H247L248 88L246 87V90L249 89L250 92H251L252 96L250 98L247 97V96H249L248 95L249 93L247 92L248 90L245 91L244 94L241 95V97H239V95L242 94V93H240V94L238 93L239 95L236 94L237 92L235 93V90L238 89L239 86H241V88L245 87L243 82H241V85H239V84L237 85L236 81L239 78L235 82H233L232 80H229L230 78H233V77L236 79L237 77H235V76H237L238 74H241L240 73V68H241V70L244 69ZM122 67L120 66V68H122ZM126 67H128L129 70L131 69L129 66H126ZM115 68H117V66ZM176 68H177V65H176ZM122 69H124V68H122ZM34 70L35 69H33V71H32V69L31 70L28 69V71H26V73H25V76L21 79L23 81V82L21 81V83H22L21 86L23 85V83L27 82L29 84V87H30L29 88L30 92L34 91V89L36 88L37 84H39L38 82L41 81V80H39V79H41V77L39 79H35V77H34V72L35 71ZM117 70H119V69H117ZM133 70H135V69H133ZM133 70H132L133 73L130 71L131 74H129V71L125 69V72L128 71V75H131V77L129 76V78L134 77L133 74H136V73H134L135 71H133ZM183 70H185V68ZM115 71H116V69H115ZM175 71H174V73H175ZM225 71L226 72L227 71L230 72V74H228V75H230V76H228L230 78L227 79V80H224L222 78V76H223ZM17 72H18V70H17ZM109 72H110V69H109ZM112 72H114V71H112ZM125 72L123 71V73H125ZM226 72H225V74H226ZM45 73H46V71H45ZM116 73H117V71H116ZM120 73H121V71H120ZM179 73H182V72L179 71ZM205 73H206V71H205ZM257 73L259 74L258 78L256 76ZM16 74H18V73H16ZM35 74H36V72H35ZM184 74H185L184 77H185V85H186V84H188L186 81H188V79L190 81L191 78H190V75L189 76L187 75V73L184 72ZM225 74H224V77H225ZM124 75L127 77L126 73ZM181 75H183V74H181ZM204 76L206 77V75H204ZM38 77H39V75H38ZM240 77H242V75ZM243 77H244V75H243ZM44 78H42V79L45 80ZM73 78L78 80L79 87L77 89V93H78V96L80 95L79 99L75 103V106L72 105V100L70 98V94H71V92H73V88H74V87L71 86V84H72L71 81H72ZM122 78H121V80H122ZM252 78H254V77H252ZM15 79H16V77H15ZM117 79H116V81H119ZM43 80H42V82H43ZM191 80H193V79H191ZM240 80H242V79H240ZM250 80H251V78H250ZM123 82L127 83L126 80L123 81ZM178 82H180V81L178 80ZM230 82H232V83H230ZM114 83H115V81H114ZM116 83H118V82H116ZM126 83H124V84L122 83V85L125 86ZM238 83H239V81H238ZM201 84H203V83H201ZM221 84L224 85V90H222V92H221V87H222ZM39 85H41V82H40ZM116 86H118V85H116ZM119 86H120V84H119ZM186 86H188V85H186ZM193 86H195V85H193ZM98 87H99V85H98ZM139 87H141V86H139ZM176 89H177V86H176ZM117 90H119V89H117ZM139 90L142 91V89H139ZM46 91H47V88H46ZM96 92H97V90H96ZM240 92H243V91L241 90ZM96 94H98V93H96ZM195 94H193V95H195ZM121 96H123V95H121ZM121 96H119V98ZM139 96H141V95H139ZM90 97H93V96H90ZM160 99H161V97H160ZM247 99H251L252 100V101L250 100L251 101L250 104H248V102L246 101ZM144 100H145V98H144ZM50 101H51V99H50ZM239 104H242V105L239 107ZM8 106H9L10 109H14L13 110L14 112L11 111V114H7L8 110H9L7 108ZM111 107H112V104H111ZM195 107H194V109H195ZM37 108H38V105H37ZM116 108H117V105H116ZM46 110H48V109H46ZM46 110L44 109L43 113L44 112L46 113ZM196 110H194V111H196ZM48 111H51V110H48ZM232 111L235 112V114H233ZM174 112H173V114H174ZM207 113H209V112H207ZM41 114H42V112H41ZM49 114H50L49 117L51 118V112ZM119 114H121V113H119ZM154 114L156 115V113H154ZM192 114H194V113H192ZM200 114L205 115V118H208V120L213 119V121H214V119H215L216 121H219L221 126L219 124L218 125L221 127V134L219 133L220 136L218 135L219 136L218 138H217V136H215L216 137L215 138L213 136L214 133L211 132V130L208 128L210 126V124L208 125V127H207V124H205L206 121L203 124V118L200 117ZM44 115H46V114H44ZM99 115L100 114H98V116ZM149 115H151V114H149ZM37 117H38L37 118V120H38L39 119V115L38 114H37ZM40 117H42V116H40ZM11 118H14V119L16 118L15 124L13 123V121H11L12 120ZM53 118H51V119H53ZM191 118L192 117H190V121H191ZM81 119L84 122V124L81 127H83L84 130L86 129L85 131H88L87 135H83L82 131L78 127L80 125L79 121ZM110 120H112V119L110 118ZM121 120L123 121V119H121ZM10 121L13 123L15 128L12 126V128H14V132H13V134L11 136V140L9 142H7L8 139L6 140V135H8L7 133L10 131L9 130ZM150 121H152V120H150ZM150 121H148V122L150 123ZM192 122H190V123L192 124ZM151 123L149 124V126L152 125ZM207 123H208V121H207ZM38 124L40 125V123H38ZM54 124L55 123H53V125ZM204 125H206V128H208V129H206V130L204 129L203 130L202 127ZM149 126H148V128H149ZM252 126L254 127V125H252ZM36 128L38 129V126ZM171 129H173V128H171ZM217 131H218V129H217ZM193 132L194 131H192V133ZM196 133L194 135H196ZM255 133H252V134H255ZM94 135H96V134L94 133ZM77 142H79L78 143V147H77L78 149H76L74 147V144L76 146ZM168 143L169 142H167L166 144H168ZM94 144H96V142ZM118 144H119V141H118ZM94 146L96 148V145H94ZM186 147L187 146H185L184 149H186ZM176 150H177V148H176ZM242 152H245L246 154L245 153L244 154L248 156V162H242L240 160V158H239L240 156L239 155ZM80 153H81V151H80ZM168 154H169V152H168ZM93 159H95L96 162H98L97 161V157L95 156V153L93 155ZM172 162H174V161H172ZM102 164H103V161H102V163H100V162L96 163L95 164L96 165L95 168L96 169H100L99 165L101 167V166H103ZM205 165H206V167H204ZM241 169H250V170H248L246 172H242L241 173L242 177H240V176L238 177L237 176V172H238V170L240 171ZM92 170H93V168H92ZM104 170L105 169H103L102 172H104ZM117 173H118V171L116 170V172L114 173V178H116V180L119 181V182L117 181L119 183V192H120V197H119L120 200H118V201H123L125 199L127 201H131V199H132L131 198V191H133V188L136 186L137 183H135V185H133V184L125 185V183L123 184L121 182V180L124 179V177L121 179V176L118 177L119 174H117ZM120 173H121V171H120ZM21 174H22V172H21ZM34 176L33 175L31 176V178L33 177L32 179L28 177V180L31 179V181H34L33 179H36V178H34ZM35 177H37V175ZM98 177H99V175H98ZM244 178H246L245 183H249L251 189L245 190L244 187L242 188L240 181L243 180ZM23 182L25 183V181H23ZM134 182H135V180H134ZM43 186H44V192H43ZM111 186H113V185H111ZM115 190H117V189H115ZM17 193H20V190ZM115 195H119V194H117V191H116ZM217 196H219V197L217 198ZM148 197H146V198H148ZM70 198H72V197H70ZM42 201L48 203L49 206H51L50 209L52 208L51 211H49V212H46L44 210L43 211L44 215H42L43 214L42 212L40 214L37 211V208H38L37 207V203L40 204L39 202H42ZM35 202H37V203H35ZM48 204H47V206H48ZM2 210H4V209H2ZM68 214H70V213H68ZM68 214H67L68 217H66V218L69 219L70 215H68ZM26 218H27V216H26ZM0 221H1V219H0ZM21 222H22V220H21ZM21 222H20V224H21ZM22 223H24V222H22ZM8 225H10V223L3 222L1 224V226H0L1 230L7 231L10 228V227L9 228L7 227ZM249 225H250V223H249ZM5 228H8V229L5 230ZM8 231H7V234H3V235H5L4 239H7L9 237ZM28 231H30V232H28ZM255 231H256V229H255ZM196 234H199V232H196ZM31 235L29 234V236H31ZM24 237L25 236H23L21 238H24ZM1 238H2V234L0 233V264H19V263H17L16 260L14 261V259H17L19 254H20V253H18L19 249L17 247H15V246H17L16 244L19 243V242L18 241H17V243L13 242V243H15V245L11 244L13 246V248L15 247V249H13L12 247L8 248V249H3V247L5 248V245H6L7 242L3 243V245H1V243L4 242V241H2L3 238L2 239ZM89 238L92 239V237H89ZM12 239L14 241H16L18 239V237L14 236V237H12ZM26 239H24V240L28 241V239L27 240ZM18 240H20V239H18ZM8 241H9V239H8ZM92 241H93V239H92ZM22 242H24V241H22ZM28 242H30V241H28ZM26 244H28V243H26ZM30 245H31V243H30ZM166 245L167 244H165V246ZM18 247H20V245ZM16 248H17L18 251H16ZM23 248H25L24 250H26L27 246L23 247ZM22 249L20 248V250L22 251L21 253H23ZM31 250H32V252H31ZM68 250H70V249H68ZM68 250L66 249L65 251L68 252ZM28 252L26 253L27 255H28ZM107 254H109V253H107ZM67 256H65V257H67ZM96 256H98V255H96ZM183 256H186V254H184ZM19 257H21V256H19ZM31 257H30V259H31ZM63 259H65V258H63ZM99 259L100 258H97V257L95 258L94 257L93 260H92V264H112V262H110V260L108 261L107 257H105V256H102V259H100V260ZM112 259H114V258H112ZM182 259H184V258H182ZM111 261H113V260H111ZM22 262H24V261H22ZM33 263H35V262H33ZM59 263L61 264V262H59ZM26 264H28V263H26Z\"/></svg>",
	"mask_w": 264,
	"mask_h": 264
}]
</instances>
